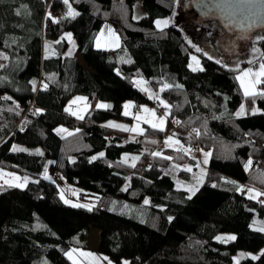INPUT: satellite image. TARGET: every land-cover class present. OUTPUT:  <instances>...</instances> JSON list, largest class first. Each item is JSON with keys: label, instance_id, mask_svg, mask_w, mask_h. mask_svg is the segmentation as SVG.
I'll list each match as a JSON object with an SVG mask.
<instances>
[{"label": "trees", "instance_id": "16d2710c", "mask_svg": "<svg viewBox=\"0 0 264 264\" xmlns=\"http://www.w3.org/2000/svg\"><path fill=\"white\" fill-rule=\"evenodd\" d=\"M175 2L69 0L78 13L70 17L63 0H0V51L7 57L0 69V171L37 178L24 189L1 188L0 264H72L66 253L89 250L92 228L96 253L115 264H264V231L251 228L264 225V195L248 196L249 189L264 193V92L246 97L237 71L203 56L177 27H155ZM136 3L145 14L139 20ZM105 24L120 37L115 51L94 48ZM66 33L75 43L70 53ZM44 38L56 42L46 46ZM256 45L264 55V40ZM193 54L201 71L188 67ZM132 78H142L146 94ZM76 96L111 107L76 119L65 111ZM33 98L41 111L25 115L18 108ZM154 101L168 105L164 131L145 126L133 137L107 126L131 123L122 115L125 103ZM243 104L246 116L238 118ZM58 126L74 133L60 138ZM169 135L184 149L153 155ZM35 148L42 154L27 150ZM202 151L207 168L189 199L176 184L198 181ZM47 160L96 206L65 205L56 185L42 178ZM113 199L140 207L144 220L112 213L113 204L126 205ZM223 233L236 239L216 242ZM238 252L258 256L234 263Z\"/></svg>", "mask_w": 264, "mask_h": 264}, {"label": "rangeland", "instance_id": "374dc122", "mask_svg": "<svg viewBox=\"0 0 264 264\" xmlns=\"http://www.w3.org/2000/svg\"><path fill=\"white\" fill-rule=\"evenodd\" d=\"M195 0H176L175 2V9L174 12L169 15V17L166 18H161L159 20L163 21V20H167L168 24L167 26H161V28H158L156 25V21H155V27L158 29H165L168 28L170 26L173 27H177L180 31H182V33L184 34L185 38L188 39L189 43L191 45H193L198 52H200L203 56L209 58L212 61H216L217 63H219L220 65H222L223 67H227V68H231L235 71H237V75L240 74L241 70L247 69L249 67H252L253 69H258V63L255 64H249L248 61L249 60H253L256 59L257 61H260V57H261V49L259 48L258 45H253V41L256 39V37L259 36H264V29H256L252 32H250L248 34V36L246 38H242V39H236L235 40V45L238 46V49L236 51H232L231 47L230 50H226L224 47H222V44L230 41L231 40V36L225 31V29L223 28V26L221 25L220 21L213 17H205V16H199L196 12V10L194 9V4ZM76 12V11H75ZM144 11L140 5V3H136V5L134 6V16L133 19L135 20H139L142 17H144ZM112 29V27L108 24H105V26L101 29V32L99 33V35L97 36V38H99L100 40V47H97V38L95 40V45L94 48L103 50V51H115L117 50L120 46H121V41H120V37L118 35L117 32H115L112 29V32L115 33V37H113V35L111 33L108 32V29ZM116 38H118V46L116 44ZM49 40L48 38H44L43 39V43L47 46L49 45ZM253 46L255 48L258 49L257 52H253L252 48ZM75 49V43H73L72 45H70L68 52H72ZM199 49V50H198ZM193 57H195V59H193ZM7 57L5 55V53H3L2 51H0V69L1 67L4 65V63L6 62ZM80 64H83V61L80 57L79 59ZM198 62V63H197ZM191 65V67H190ZM188 67L190 70L194 71H201V66H200V59L197 55L193 54L189 57V63H188ZM196 69V70H193ZM264 77H261V80H263ZM239 85L240 88L243 91L244 94V88L241 87V83L240 81ZM132 83H134L135 87L141 91L142 93L146 94V90H145V83L142 80V78H132ZM246 84H249V79L245 80ZM261 83L256 84L255 85V91L257 93L259 92H264V87L260 86ZM251 96V95H249ZM83 98L80 100H77L76 98ZM76 101L75 103H71L72 101ZM98 104H102V105H107L108 107H103V108H109L111 107L110 103H98ZM97 103H89L88 100H86L85 97L82 96H76L75 98H73L72 100H70L67 104L66 107L68 109V113L71 114L74 118L76 119H82V117L87 113V111H89L92 108H100L97 107L98 105ZM155 105H151V104H147V103H141L140 108H139V112L133 114L131 111V102L129 103H125L123 110H122V115L132 119L131 123L127 122V121H120V122H116V121H109L107 123L108 127H113L115 129L118 130H123L126 131L128 133H130L131 135H142L144 130H145V126H148L150 128H154L152 127V124L155 123L158 126L155 127L154 129L159 130V131H164L166 129V124H167V117L168 114L167 113H163V115H157L154 112V106L155 107H159V108H165L160 101H154ZM125 105H130V107H128L127 109L125 108ZM149 109L151 110V112H154L155 115H151L149 112H144L143 109ZM237 117H243L246 116V110H245V106L244 104L241 105L238 110H237ZM255 111V110H253ZM125 112H127L128 114L125 115ZM239 113V115H238ZM140 116L141 119L137 120L136 117ZM163 118V124L161 125L159 123V119ZM148 122H145V121ZM114 125V126H111ZM137 129L136 131H132L131 129ZM128 129V130H125ZM162 129V130H161ZM74 133L73 130L71 129H66L63 126H58L55 129V134H57L58 137L60 138H64L67 137V135ZM171 137V140H168V138ZM168 138L166 140H168V144L166 145L165 141L163 142V144L156 149V153H161L162 151H164L165 149H173V150H181L184 149V147L182 146L181 142L178 140V138L173 137V136H168ZM32 153H37V154H42L41 150L39 148H35V149H27ZM38 150V151H37ZM190 153V152H189ZM206 152L204 153V151H202L200 153L201 156V160L203 162V168H201L199 170V179L197 182L195 183H191V184H184L180 181L177 182L176 187L178 188H182L185 189L189 196L193 195V191L190 190H194V193L197 191L199 185L201 184L202 180H203V176H204V172L206 171L207 168V163H208V159H209V155L205 156ZM124 162L129 163L127 156L123 155L121 158ZM205 159H207V163H205ZM17 178V179H14ZM42 178L45 181H49L52 182L53 184L56 185L58 193L63 201V203L67 206H72L75 208H85L88 210H91L93 207L96 206L95 204V199L94 198H89V197H81L80 196V192L78 189H76L75 187L71 186L70 184H67V181L65 180L64 176L62 175V173L57 172L54 169V164L52 163V161L47 160V165L45 166L44 171L42 172ZM37 179V178H36ZM35 178H33L30 175H20V174H8L7 172H3L0 171V192H1V188L4 187H8V188H20V189H24L29 182H33L36 181ZM21 185V186H15V185ZM249 197H253L254 195L252 193H248ZM147 200V199H145ZM145 200L143 201L144 203H142V205H146L145 204ZM67 201V202H66ZM113 201L119 202V203H123L126 204L124 206H120L119 204H113L112 207H109V209H111L112 213L114 211L120 213V214H125L127 217L133 218L135 220H144L145 218V212L138 207L137 205H129L127 202H123L120 201L118 199H113ZM112 201V202H113ZM144 216V217H143ZM263 226H259L256 223L253 225H251L252 229H259L262 228ZM98 231L96 228H92L89 236H88V241H89V245L93 247V243L95 240H98ZM229 236H234V235H230V234H220L217 237H221L222 239L218 240L217 237L215 238L216 242L219 243H229V242H233V240H229L227 239V237ZM96 242V241H95ZM97 250V249H96ZM78 251L80 253L86 252V250H75ZM89 252H91V250H89ZM258 254L254 255L252 253L249 252H238L237 254H235L232 258V261L234 263H239V261L245 259V258H250L253 259L252 257H257ZM100 258L103 259L102 262H99L97 264H115L109 257H102L100 256ZM106 258V259H105ZM255 260V259H254ZM85 261H87L85 259ZM120 264H129L128 260H123L121 261Z\"/></svg>", "mask_w": 264, "mask_h": 264}, {"label": "snow or ice", "instance_id": "6c2138e0", "mask_svg": "<svg viewBox=\"0 0 264 264\" xmlns=\"http://www.w3.org/2000/svg\"><path fill=\"white\" fill-rule=\"evenodd\" d=\"M63 3L67 6L68 8V11H67V16H70V17H75L76 15H78L77 12H75L71 5L69 4V0H63ZM223 7L227 10V9H232L233 10V13L234 12H237V11H244L246 12V19L250 22L249 26H254L255 23H256V17H257V11H256V8H257V5H256V0H238L237 3H233L232 0H225V4L223 5ZM53 22H56V21H53ZM168 24V21L167 20H157L156 21V25L158 28H161V26H167ZM108 32L111 33L113 35V37H115V33L112 32V29H108ZM67 39L68 40H71V34H67ZM261 40H264V36H259V37H256V39L253 41V45H255V43H258L259 41ZM57 43H59V41H57ZM116 44L118 46V38H116ZM97 47H100V40L99 38H97ZM199 50V49H198ZM252 51L253 52H257L258 49L255 48L253 46L252 48ZM193 59H195V57H193ZM198 63V62H197ZM249 64H255V63H258V69H253L252 67H249L247 69H244V70H241L240 74L236 76V79L238 81H240L241 83V87L244 88V95L247 97L249 95H252V96H255L257 95L258 93L255 91V85L256 84H259V83H264V80H261V77H264V55H261L260 57V61H257L256 59H253V60H249L248 61ZM191 67V65H190ZM193 70H196V69H193ZM202 70V69H200ZM246 79H249V84H246L245 83V80ZM34 84V82H33ZM44 87L46 88L47 85H44ZM165 87H168V85H165ZM35 90V89H34ZM5 99H10L9 97H5ZM77 100H80V99H83V98H76ZM76 101H72L71 103H75ZM161 103L163 104V101H161ZM165 108H168V105L167 104H164L163 105ZM97 107H108L107 105H102V104H98ZM128 107H130V105H125V108L127 109ZM37 113L40 112L41 110L40 109H37L36 110ZM65 111H68V109L66 108ZM144 112H149L151 115H155L154 112H151V110L145 108L143 109ZM128 113L125 112V115H127ZM239 115V113H238ZM137 120H140L141 117L138 115L136 117ZM145 122H148L147 120ZM159 123L162 125L163 124V118H160L159 119ZM111 126H114V125H111ZM158 125L153 123L152 124V127H157ZM125 130H128V129H125ZM132 131H136L137 129H131ZM162 130V129H161ZM194 131H196L194 129ZM168 140H171V137L168 138ZM168 140L165 141L166 145L168 144ZM153 143H155V141H153ZM13 150L14 151H23V149H17L15 146H13ZM38 151V150H37ZM100 156H103L104 154L103 153H100L99 154ZM153 155H160V153H153ZM208 154H205V156H207ZM96 157H93V159H95ZM205 163H207V159H205L204 161ZM251 165V160H249V162L245 165V168H249ZM14 179H17V178H14ZM234 183V182H233ZM15 186H21L19 184L15 185ZM213 187H215V185H213ZM190 191H193V194H194V190H190ZM254 190L252 189H249V192H253ZM255 196H260V195H264V193H259V192H255L254 194ZM191 198V196H189V199ZM250 198H254L253 197H250ZM67 202V201H66ZM148 201L145 200V204H147ZM171 219V218H169ZM258 231H264V227L262 228H259L257 229ZM218 240L222 239L221 237H217ZM227 239L229 240H235L236 237L235 236H229L227 237ZM82 255H88V256H91L92 254L91 253H82ZM69 258H71V254H69ZM253 259H256V257H252ZM106 259V258H105Z\"/></svg>", "mask_w": 264, "mask_h": 264}, {"label": "water", "instance_id": "95a60500", "mask_svg": "<svg viewBox=\"0 0 264 264\" xmlns=\"http://www.w3.org/2000/svg\"><path fill=\"white\" fill-rule=\"evenodd\" d=\"M237 3L238 0H232ZM225 0H195L194 9L199 16L217 18L225 31L231 36V40L222 44L226 50L236 51V39L246 38L248 34L256 29H264V0H256V23L249 26L250 22L246 19V12L237 11L233 13L232 9H225L223 5Z\"/></svg>", "mask_w": 264, "mask_h": 264}, {"label": "crops", "instance_id": "0c3cea01", "mask_svg": "<svg viewBox=\"0 0 264 264\" xmlns=\"http://www.w3.org/2000/svg\"><path fill=\"white\" fill-rule=\"evenodd\" d=\"M136 5V4H135ZM134 5V6H135ZM67 34H70V33H66L63 35V39L64 41L68 44V45H72V35H71V40H68L67 39ZM56 41L55 40H49V45H52L54 44ZM77 57V60L79 62V59H80V56L79 55H76ZM140 108V107H139ZM113 128V127H111ZM130 134V133H129ZM130 136H133V137H139L140 135H131ZM182 189V188H181ZM256 191H253L251 192L253 195L255 194ZM250 193V192H249ZM255 196V195H254ZM88 241V240H87ZM96 241V242H95ZM94 243H93V247L89 245V241H88V247H89V250H91V252H89V250H86V252H83V253H91L92 255L91 256H88V255H82V253L78 252V251H75L76 249H72V251H68L66 253V259H68L72 264H97L99 262H102L103 259L100 258V255L98 253H96V249H97V242L98 240H95ZM69 254H71V258H69ZM85 259L87 261H85Z\"/></svg>", "mask_w": 264, "mask_h": 264}, {"label": "built area", "instance_id": "2783aa9c", "mask_svg": "<svg viewBox=\"0 0 264 264\" xmlns=\"http://www.w3.org/2000/svg\"><path fill=\"white\" fill-rule=\"evenodd\" d=\"M34 98L31 100V101H28L26 102V104H23L22 106H19V110L21 111H24L25 115L27 113H33L35 112L37 109L35 107V104H34ZM132 108H131V111L133 114L135 113H138L139 112V105H137L136 103L132 104ZM154 112L157 114V115H163V113H166V108H159V107H155L154 106ZM17 128V126L15 127V129ZM191 134V133H190ZM195 139H197V135L194 137ZM163 140V139H162ZM159 143L161 142V140H158ZM193 155L196 156V158L198 157L199 155V147H197L196 149L193 150ZM147 165H145L146 167Z\"/></svg>", "mask_w": 264, "mask_h": 264}]
</instances>
